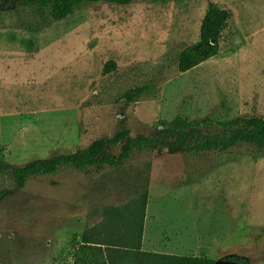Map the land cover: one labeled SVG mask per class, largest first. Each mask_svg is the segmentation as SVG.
I'll list each match as a JSON object with an SVG mask.
<instances>
[{
  "label": "rangeland",
  "instance_id": "374dc122",
  "mask_svg": "<svg viewBox=\"0 0 264 264\" xmlns=\"http://www.w3.org/2000/svg\"><path fill=\"white\" fill-rule=\"evenodd\" d=\"M211 4L232 13L220 51L181 72L179 55L197 45ZM137 88L142 93L128 101L125 93ZM252 116L264 118V0L101 1L61 20L0 0V157L7 163L65 155L123 129L167 142L136 150L119 167L65 166L20 189L0 173V264H73L81 234L102 222L105 209L131 205L125 231L147 187L146 250L264 264V148H172L164 131L178 118Z\"/></svg>",
  "mask_w": 264,
  "mask_h": 264
},
{
  "label": "trees",
  "instance_id": "16d2710c",
  "mask_svg": "<svg viewBox=\"0 0 264 264\" xmlns=\"http://www.w3.org/2000/svg\"><path fill=\"white\" fill-rule=\"evenodd\" d=\"M101 1L127 5L132 0H18L22 7H31L39 12L48 10L56 20L66 18L76 6ZM231 18L232 13L228 9L215 4L209 5L201 22L197 45L185 48L179 55L178 69L181 72H186L219 53L223 31ZM112 68H115L114 63L106 67L107 71ZM137 91L126 92V99L130 102L135 101L143 90L137 88ZM215 124L221 127L217 134L200 133L203 127ZM164 131L165 135L174 139L170 144L172 148L179 145L183 149L198 152L228 151L243 143L264 148L262 117H244L233 122L189 121L178 118ZM120 143L123 145L117 155L106 154L108 146ZM157 144L167 145V142L163 139L132 138L130 131L123 129L110 139H95L88 146L75 152L22 166H12L0 157V173L9 174L15 187L20 189L29 179L56 174L65 166L97 170L104 167H119L126 163L136 150H152ZM4 195L5 193L0 191V199ZM148 197L147 187L143 194L136 198L139 204L136 208L137 218L126 226L125 231H120L122 225L127 222L124 211L130 213L131 205L106 208L102 222L81 234L80 241L73 251V264H216V260L207 256H184L144 250L142 238ZM227 260L231 263H247L246 259L238 257H228Z\"/></svg>",
  "mask_w": 264,
  "mask_h": 264
},
{
  "label": "crops",
  "instance_id": "0c3cea01",
  "mask_svg": "<svg viewBox=\"0 0 264 264\" xmlns=\"http://www.w3.org/2000/svg\"><path fill=\"white\" fill-rule=\"evenodd\" d=\"M148 217H149V213H148V215L146 216L145 227H144V234H143V241H142V247H143L144 250H146V248H145V240H146V238H147V233H148V228H147ZM158 225L161 226V224H160L159 222H158ZM170 225H171V226H172V225L174 226L173 223H171ZM158 228H159V227H158ZM163 229H164V228L162 227V231H163ZM167 231H169L168 228H167ZM146 251H150V250H146ZM153 252H156V251H153Z\"/></svg>",
  "mask_w": 264,
  "mask_h": 264
},
{
  "label": "water",
  "instance_id": "95a60500",
  "mask_svg": "<svg viewBox=\"0 0 264 264\" xmlns=\"http://www.w3.org/2000/svg\"><path fill=\"white\" fill-rule=\"evenodd\" d=\"M212 43H214V40L212 41Z\"/></svg>",
  "mask_w": 264,
  "mask_h": 264
}]
</instances>
